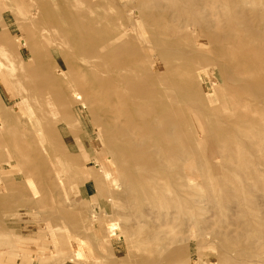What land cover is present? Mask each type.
I'll use <instances>...</instances> for the list:
<instances>
[{"label":"rangeland","instance_id":"obj_1","mask_svg":"<svg viewBox=\"0 0 264 264\" xmlns=\"http://www.w3.org/2000/svg\"><path fill=\"white\" fill-rule=\"evenodd\" d=\"M0 264H264V0H0Z\"/></svg>","mask_w":264,"mask_h":264},{"label":"bare ground","instance_id":"obj_2","mask_svg":"<svg viewBox=\"0 0 264 264\" xmlns=\"http://www.w3.org/2000/svg\"><path fill=\"white\" fill-rule=\"evenodd\" d=\"M31 2H33V1H31ZM135 8V7H134ZM38 14V13H37ZM44 23V22H43ZM110 24V23H109ZM103 25V24H102ZM42 26V25H41ZM104 26V25H103ZM102 26V27H103ZM201 30V29H200ZM118 36V35H117ZM80 39V38H79ZM109 40H110V38H109ZM101 43V42H100ZM256 44V43H255ZM248 47V46H247ZM233 50V49H232ZM229 52V51H228ZM99 53V52H98ZM233 54V53H232ZM206 55V54H205ZM241 58H243V57H241ZM131 59V58H130ZM252 61V60H251ZM254 61V60H253ZM251 65V64H250ZM133 72V71H132ZM133 75V74H132ZM192 78V77H191ZM100 79V78H99ZM106 85V84H105ZM141 91V90H140ZM149 92V91H148ZM141 93V92H140ZM147 93V92H146ZM142 94V93H141ZM166 94V93H165ZM140 95V94H139ZM146 95V94H145ZM48 97V96H47ZM155 97V96H154ZM46 99V98H45ZM51 101V100H50ZM158 108V107H157ZM160 110V109H159ZM180 110V109H179ZM138 111V110H137ZM161 111H162V109H161ZM122 122V121H121ZM179 123V122H178ZM151 125V124H150ZM158 132V131H157ZM152 133V132H151ZM154 133V132H153ZM37 134V133H36ZM102 136V135H101ZM39 140V139H38ZM162 141V140H161ZM11 148V147H10ZM167 149V148H166ZM64 155V154H63ZM66 158V157H65ZM108 160V159H107ZM59 181V180H58ZM63 182V181H62ZM65 182V181H64ZM66 185V184H65ZM85 230V229H84ZM70 242H72V243H74V241L73 240H71ZM71 243V244H72ZM80 245V244H79ZM67 250V249H66Z\"/></svg>","mask_w":264,"mask_h":264}]
</instances>
